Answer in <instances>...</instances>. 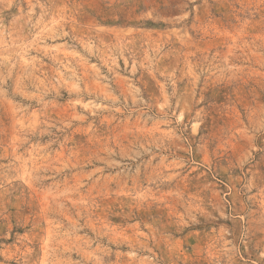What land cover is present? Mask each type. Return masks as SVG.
Returning <instances> with one entry per match:
<instances>
[{
	"label": "rangeland",
	"instance_id": "374dc122",
	"mask_svg": "<svg viewBox=\"0 0 264 264\" xmlns=\"http://www.w3.org/2000/svg\"><path fill=\"white\" fill-rule=\"evenodd\" d=\"M0 264H264V0H0Z\"/></svg>",
	"mask_w": 264,
	"mask_h": 264
}]
</instances>
